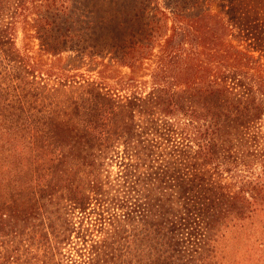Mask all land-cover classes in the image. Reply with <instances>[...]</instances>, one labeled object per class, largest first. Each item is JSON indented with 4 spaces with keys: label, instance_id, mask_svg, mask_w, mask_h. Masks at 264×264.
Returning a JSON list of instances; mask_svg holds the SVG:
<instances>
[{
    "label": "trees",
    "instance_id": "1",
    "mask_svg": "<svg viewBox=\"0 0 264 264\" xmlns=\"http://www.w3.org/2000/svg\"><path fill=\"white\" fill-rule=\"evenodd\" d=\"M73 1L0 0V264H212L226 233L264 243V0H102L89 38ZM19 27L129 74L50 83Z\"/></svg>",
    "mask_w": 264,
    "mask_h": 264
},
{
    "label": "rangeland",
    "instance_id": "2",
    "mask_svg": "<svg viewBox=\"0 0 264 264\" xmlns=\"http://www.w3.org/2000/svg\"><path fill=\"white\" fill-rule=\"evenodd\" d=\"M101 2L102 0H76L72 3L74 6V27L79 32L85 33V38H89L91 32L86 29V22L89 20L95 22L97 13L103 8ZM95 23L94 26L97 25V22ZM97 29H99V25ZM15 43L21 52L30 56L29 61L36 75L42 74L43 77L50 79V83L60 77H70V75H91L98 79L99 75L105 74L108 68L113 69V74L117 76L126 77L129 74L127 67L111 64L107 58H96L94 62H91L89 58L72 51H65L57 55L45 54L40 49L39 41L33 36L26 35L20 27L15 36ZM137 74L138 76L144 74L139 77L142 80L148 79L144 70ZM241 233H226V236L215 246L212 264H264V243L254 240L255 238L247 239ZM258 234L260 238H264V231H259Z\"/></svg>",
    "mask_w": 264,
    "mask_h": 264
}]
</instances>
